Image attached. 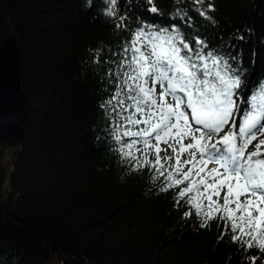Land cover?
<instances>
[{"label": "trees", "instance_id": "1", "mask_svg": "<svg viewBox=\"0 0 264 264\" xmlns=\"http://www.w3.org/2000/svg\"><path fill=\"white\" fill-rule=\"evenodd\" d=\"M212 2L214 23L191 0H156L159 15L146 0L118 7L132 29L174 23L190 43L203 39L228 59L242 80L239 116L264 83V0ZM104 7L102 0L92 7L87 0H0V42L17 36L26 104L20 143L0 146V264H251L256 255L264 264L257 249L243 251L230 235L218 240V221L200 228L194 213L186 218L177 190L160 191L152 171H132L97 140L108 122L99 105L115 87L110 65L93 57L100 49L103 60L118 61L129 38ZM177 8L188 10L190 23Z\"/></svg>", "mask_w": 264, "mask_h": 264}, {"label": "snow or ice", "instance_id": "2", "mask_svg": "<svg viewBox=\"0 0 264 264\" xmlns=\"http://www.w3.org/2000/svg\"><path fill=\"white\" fill-rule=\"evenodd\" d=\"M146 2L147 11L160 14L156 0ZM102 3L103 14L129 38L118 61L103 60L100 49L93 57L101 68L110 65L106 76L115 87L99 105L108 122L97 140L107 142L132 171H152L160 191L177 190V206L187 205L184 216L194 213L200 228L218 221L223 226L218 240L230 235L243 251L264 255V83L238 116L242 80L228 59L203 39L193 45L174 23L132 29L127 15H120V0ZM191 3L215 22L209 15L215 11L212 0L206 7V0ZM175 14L191 22L188 10L177 8ZM260 258L248 257L251 264Z\"/></svg>", "mask_w": 264, "mask_h": 264}, {"label": "water", "instance_id": "3", "mask_svg": "<svg viewBox=\"0 0 264 264\" xmlns=\"http://www.w3.org/2000/svg\"><path fill=\"white\" fill-rule=\"evenodd\" d=\"M21 47L15 34L0 42V146H17L25 129Z\"/></svg>", "mask_w": 264, "mask_h": 264}, {"label": "rangeland", "instance_id": "4", "mask_svg": "<svg viewBox=\"0 0 264 264\" xmlns=\"http://www.w3.org/2000/svg\"><path fill=\"white\" fill-rule=\"evenodd\" d=\"M159 90V89H158ZM187 142V141H186ZM11 147V146H10ZM161 147H166L165 145H161ZM7 149H9V148H7ZM167 155H172V152H171V150H169L167 153H166ZM163 155H165V153H161V156H163ZM3 161H5V159L3 160ZM242 199H243V197H242Z\"/></svg>", "mask_w": 264, "mask_h": 264}, {"label": "bare ground", "instance_id": "5", "mask_svg": "<svg viewBox=\"0 0 264 264\" xmlns=\"http://www.w3.org/2000/svg\"><path fill=\"white\" fill-rule=\"evenodd\" d=\"M16 36V35H15Z\"/></svg>", "mask_w": 264, "mask_h": 264}]
</instances>
